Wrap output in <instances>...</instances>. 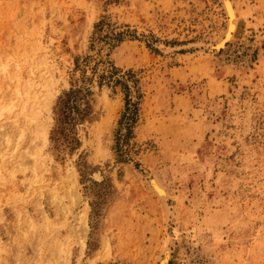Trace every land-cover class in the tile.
Listing matches in <instances>:
<instances>
[{"label":"rangeland","instance_id":"374dc122","mask_svg":"<svg viewBox=\"0 0 264 264\" xmlns=\"http://www.w3.org/2000/svg\"><path fill=\"white\" fill-rule=\"evenodd\" d=\"M234 3L217 48L221 0H0V264H155L167 234L168 264H264V0Z\"/></svg>","mask_w":264,"mask_h":264},{"label":"bare ground","instance_id":"6f19581e","mask_svg":"<svg viewBox=\"0 0 264 264\" xmlns=\"http://www.w3.org/2000/svg\"><path fill=\"white\" fill-rule=\"evenodd\" d=\"M221 2L226 13V27L223 31L222 37L220 39L218 38V43H217L218 47L221 46L224 47L226 42L230 41L233 38L239 23V16L237 13L234 0H221ZM105 47H106L105 49H107V46ZM98 174L99 173L96 172V176ZM100 176L101 175H99V177ZM145 184L146 186L151 188L152 192L157 196L158 200L160 201L163 211L164 221L168 220L169 217L174 219L176 217V212L174 207L169 202V198H170L169 191L165 186V184L160 179L159 175L157 173L148 175V179H146ZM173 246H174V240L171 238V236L167 234L160 248V252L156 258L155 264H168L171 258V248Z\"/></svg>","mask_w":264,"mask_h":264},{"label":"trees","instance_id":"16d2710c","mask_svg":"<svg viewBox=\"0 0 264 264\" xmlns=\"http://www.w3.org/2000/svg\"><path fill=\"white\" fill-rule=\"evenodd\" d=\"M71 96H72V91L68 93V98L67 100H65L64 104L65 106L63 107V111L65 113V118H67L71 113H72V110L74 108L75 105H73L72 103V100H71Z\"/></svg>","mask_w":264,"mask_h":264},{"label":"water","instance_id":"95a60500","mask_svg":"<svg viewBox=\"0 0 264 264\" xmlns=\"http://www.w3.org/2000/svg\"><path fill=\"white\" fill-rule=\"evenodd\" d=\"M217 48H219V47L217 46Z\"/></svg>","mask_w":264,"mask_h":264}]
</instances>
